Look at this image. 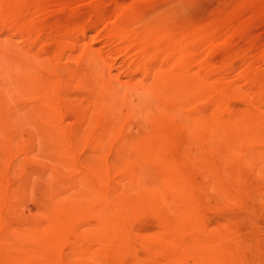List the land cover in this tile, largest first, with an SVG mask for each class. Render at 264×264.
I'll use <instances>...</instances> for the list:
<instances>
[{
	"label": "rangeland",
	"instance_id": "374dc122",
	"mask_svg": "<svg viewBox=\"0 0 264 264\" xmlns=\"http://www.w3.org/2000/svg\"><path fill=\"white\" fill-rule=\"evenodd\" d=\"M0 264H264V0H0Z\"/></svg>",
	"mask_w": 264,
	"mask_h": 264
}]
</instances>
